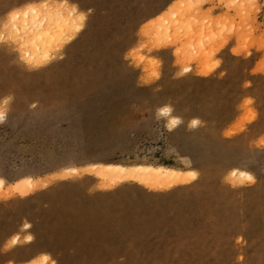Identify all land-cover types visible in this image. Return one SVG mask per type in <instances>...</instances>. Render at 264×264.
Returning <instances> with one entry per match:
<instances>
[{"label":"rangeland","instance_id":"1","mask_svg":"<svg viewBox=\"0 0 264 264\" xmlns=\"http://www.w3.org/2000/svg\"><path fill=\"white\" fill-rule=\"evenodd\" d=\"M44 1L83 21L38 66L6 33ZM199 1L166 34L177 0H0V264H264V0ZM98 163L196 177L110 185ZM25 177L49 184L9 193Z\"/></svg>","mask_w":264,"mask_h":264},{"label":"bare ground","instance_id":"2","mask_svg":"<svg viewBox=\"0 0 264 264\" xmlns=\"http://www.w3.org/2000/svg\"><path fill=\"white\" fill-rule=\"evenodd\" d=\"M177 2L179 5L175 11L164 10L165 12L163 11V13L157 17L164 21L160 22L158 29L160 31H167L166 34L170 33L172 31V26L178 24L183 19L184 14L193 10L192 7L200 1L198 0L197 2V0H187L185 2L184 0H177ZM187 5L191 6L185 8ZM187 17L189 16L187 15ZM82 21L83 16L77 12L76 7H70L65 2L48 3L44 1L40 6L30 5L25 9L12 14L8 24L9 30H6V34H8L7 36H9L10 39H13V37L15 38V36L20 38L18 41L22 42L21 44L24 50V56L32 59L33 62L35 61L34 64L41 66L50 59L51 49L56 45V43L62 42L64 38L68 41L71 40L72 33L70 34V32H78L81 29ZM202 45L205 46V43ZM198 48L197 51L199 50L198 52H200V54H204V50H200V48ZM19 49L22 51L21 47ZM184 70L185 71L183 72H189L191 69L187 67ZM208 72L209 71L202 72L201 75L205 76ZM162 113L164 114V110ZM169 114L170 111H168L167 114H164V116H168ZM168 121L171 123L170 126L174 127L179 122V119L176 117H170ZM192 122L194 125L197 124L196 120ZM81 169L83 171L94 170L96 173L95 175L104 181L106 180L107 184L109 183L110 185H116L124 182H134L154 191L168 190L175 186L184 185L191 182L196 177V172L194 170H180L161 164L151 165L138 163L132 165H122L98 163L89 166L87 165ZM80 170L78 168L71 167L61 171L59 170L58 172L59 174L61 173V175H63L61 177L64 178L72 174H77ZM230 175L236 179L252 178L249 173L240 170H233ZM54 178L56 177L54 176ZM53 180L56 181L55 179ZM48 184L49 181L46 180L25 177L13 182L7 186L6 189L9 193H12V195H14V193H18L23 196L32 193L36 189L45 187ZM5 187L6 182L0 178V189L3 190ZM29 228L30 225L28 223L22 226L23 230H28ZM19 240L20 236L18 234L14 235L11 239L10 247L17 245ZM31 240V236L25 237L26 242H31ZM44 257L46 259V255H44Z\"/></svg>","mask_w":264,"mask_h":264},{"label":"crops","instance_id":"3","mask_svg":"<svg viewBox=\"0 0 264 264\" xmlns=\"http://www.w3.org/2000/svg\"><path fill=\"white\" fill-rule=\"evenodd\" d=\"M252 53H253V52H252ZM261 56H262V53L259 52V53L257 54V56L255 57V59L253 60L252 67H254V64H256V63L260 60ZM34 256H35V255H30L29 257L22 258V259H18V260H17V263H18V262H24V261L30 260V259H31L32 257H34Z\"/></svg>","mask_w":264,"mask_h":264},{"label":"clouds","instance_id":"4","mask_svg":"<svg viewBox=\"0 0 264 264\" xmlns=\"http://www.w3.org/2000/svg\"><path fill=\"white\" fill-rule=\"evenodd\" d=\"M10 98H6L3 103L7 104L9 102ZM170 111V109H164V114H167V112ZM3 114L0 113V119H2Z\"/></svg>","mask_w":264,"mask_h":264},{"label":"snow or ice","instance_id":"5","mask_svg":"<svg viewBox=\"0 0 264 264\" xmlns=\"http://www.w3.org/2000/svg\"><path fill=\"white\" fill-rule=\"evenodd\" d=\"M195 123V122H194ZM29 239H30V237H29Z\"/></svg>","mask_w":264,"mask_h":264}]
</instances>
